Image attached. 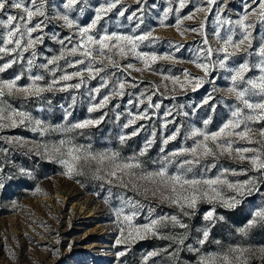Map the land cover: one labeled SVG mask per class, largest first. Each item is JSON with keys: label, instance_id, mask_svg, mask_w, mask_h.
Returning <instances> with one entry per match:
<instances>
[{"label": "rangeland", "instance_id": "374dc122", "mask_svg": "<svg viewBox=\"0 0 264 264\" xmlns=\"http://www.w3.org/2000/svg\"><path fill=\"white\" fill-rule=\"evenodd\" d=\"M224 2L226 7L223 8L221 17L231 21L239 19L243 8L242 0H224ZM49 3L52 6L48 11L49 18L44 20L46 26H43V31L32 34L33 37H43V42L38 43L34 48L37 53V64L46 63L47 58L59 55L62 50V45L58 43L59 39L71 36L73 42L78 40V37L74 35L75 29L64 27L63 21L56 18L58 13L63 11L62 5L59 9L56 7L60 5V0H49ZM103 3L105 0H85L84 11L72 12L69 16L75 19L77 24L85 25L94 17V7ZM169 7L172 8V12L169 13L164 23L171 26H161L160 21L164 19L163 14ZM196 7L207 9L206 0H186L185 7L182 9H179V0H171V2L170 0H146L144 4L138 3V0H119L116 8L100 21L96 31L103 27L109 33L139 35L151 32V38L154 41L152 46L148 47V41H145L138 51H155L158 55L174 53L175 59L157 60L152 65L155 71L145 69L143 63L133 56L120 60V69L110 67L102 75L115 73V76H111L112 81H115L117 77L124 79L126 81L125 94L122 97L111 96L106 107L94 112H89L88 108L92 103H98L102 96L110 94L112 85L110 83L108 88H103L100 95L92 100L89 90L98 87L101 81L99 77L86 79V86H82L78 92L71 91V95H75L77 100L70 109L72 116L67 121L63 119L64 113L60 105L67 107L71 103L69 92L45 93L39 99L28 100L24 99L23 93L6 96L5 99L13 107L18 109L22 107V110L30 112L34 117L51 125L62 127L68 123L101 116L103 120L94 127L67 133L53 132L43 137L23 126L0 131V136L50 143L60 139H71L74 144L85 148L90 146L92 152L115 151L125 159L134 155L138 156L146 141L152 139L154 142L147 154L139 159L146 170L154 171L161 166L159 162L166 153L180 147L192 146L194 141L186 137L193 128L205 129V120H210L206 131H217L230 118V106L237 104L235 96L227 92L231 84L225 77L229 73L219 69L214 70L209 77V79L215 78L214 83H205L196 91H192L190 86L181 87L185 79L183 76L185 70L192 76L203 75L200 69L189 62L194 56L193 50L201 47L202 40L206 38L213 49L220 47L214 35L217 30L216 13L219 10L216 5L212 7L211 12L207 10L195 12L194 19H185L179 29L174 26L178 16L184 17ZM121 10L124 11V16L117 15ZM11 11L16 12V10ZM129 16H132L131 20L128 19ZM138 16L143 19L139 28L136 27L139 23ZM0 19H6V17L0 15ZM41 19L43 18L39 16L34 17L32 23H37ZM201 22H204L203 35L184 31L185 28H199ZM256 23L257 29L253 33L256 37L254 46L260 36H264V27L258 20ZM2 31L0 29V32ZM220 31L223 34L224 29ZM53 36L56 38L54 39ZM238 38L239 36L235 37V39ZM172 44L182 46L181 51L175 52V49L171 47ZM68 47L70 48L71 45ZM31 51L24 53V61L14 64L0 74V79L10 80L23 72L18 83L20 85L30 84L31 82L27 79L29 73L25 71V67L27 59L31 57ZM11 58L5 56L3 60H0V64ZM78 58V56L69 57V59ZM246 58L250 64L255 63L256 58L246 57L244 52L238 53L229 63L231 66H236ZM65 63L64 60L60 61L62 67ZM129 63L134 66L133 69L124 67ZM137 68L141 71L134 70ZM75 70L74 68L67 69L68 72ZM31 74H44L46 81L52 78L43 69L33 68ZM60 74L61 72L58 71L57 75ZM164 75L179 77V81L175 84L171 79L165 81ZM259 75V71L253 69L246 74V78H255ZM87 76L88 74L85 73L86 78ZM76 82L78 80H73L71 83ZM133 83L138 86H131ZM153 91L156 94L152 95L151 103L159 104V109L149 107L147 95ZM141 93L145 95L141 96ZM209 93L213 99L208 104H203V100ZM47 99H51V105L45 102ZM129 101L132 103L129 104ZM213 105L215 106L214 111ZM41 108L44 110L40 111ZM145 111L150 119L137 120L129 127H124L131 119L129 113L135 115ZM252 126L254 128L264 127V122ZM177 128L180 129V135L165 146L164 138L171 135ZM136 129H139L137 135L131 136L125 143L120 142L121 135L131 134ZM254 146L244 141L234 145V147ZM3 149L8 151L5 153ZM26 151L27 148L14 147L5 140H0V166L4 168L7 175L14 177L5 181V189L0 192V264H145V262L146 264H197L200 253L190 251L188 245L200 247L196 244L199 233L195 229L207 223L203 220V215L211 209V204L200 203L195 217L191 219L182 217L186 223L193 226V230L188 231L187 239L182 245L155 236L134 241L128 239L124 243L117 244V239H125L120 235L122 225L117 221L114 211V208L120 206L118 194L123 193L142 201L145 205L156 207V216L176 215L179 210L166 204H160L154 198L145 199L133 191L119 187H111V194H109V186L106 184L102 186L101 181L92 177L94 163L84 167V175L69 178L64 174L66 170L60 163L42 158L35 153L26 155ZM249 167L247 161L234 160L227 155L222 157L218 164V168L237 170ZM20 169H28L31 176L21 175ZM174 172L175 166L173 165L169 173ZM216 173L217 169H213L208 175L214 176ZM251 175L257 176V183L261 187V192H264L260 174L249 172V176ZM247 178L243 175L229 177L232 181H243ZM225 191L228 195L234 194L227 189ZM262 205H264V195L259 192L245 197L242 203L234 209H226L217 205L216 213L224 219L212 228L210 241L203 246L201 252L223 251L229 246L241 245L251 249L249 264H264V257L260 252V249L264 248V225L257 224L246 236H242L238 231L247 225L255 209ZM90 214L93 216L90 217ZM134 223H148L146 208L138 218L134 219ZM161 231L165 236L181 235L185 232L184 229L173 228L171 225ZM216 241H219V244ZM119 252H125V255L118 256ZM153 252L158 254L150 256Z\"/></svg>", "mask_w": 264, "mask_h": 264}, {"label": "snow or ice", "instance_id": "6c2138e0", "mask_svg": "<svg viewBox=\"0 0 264 264\" xmlns=\"http://www.w3.org/2000/svg\"><path fill=\"white\" fill-rule=\"evenodd\" d=\"M145 2L146 0H138V3L141 4ZM185 2L186 0H179V9L185 7ZM206 2L207 9L196 7L186 16H178L174 26L179 29L185 19H194L195 12L206 10L211 12L214 5L218 6L219 10L216 13L217 30L214 35L220 47L213 49L208 40L203 39L201 47L193 50L194 56L189 61L200 69L203 75L192 76L191 73L185 70L183 73L185 79L181 84L182 88L190 86L192 91H196L205 83H214V77L209 79L214 70L219 69L229 73L225 77L231 84L227 88V92L235 96L237 104L230 106V118L217 131H206L205 129L210 120H205V129L193 128L186 137V139L194 141L192 146L180 147L166 153L159 162L161 166L154 171L146 170L143 162L139 159V157L147 154L148 149L154 142L152 139L146 141L138 156L134 155L126 159L115 151L92 152L90 146L85 148L82 145L74 144L71 139H60L50 143L48 141H27L20 137L0 136V140H5L6 143L14 147L27 148L26 155L35 153L42 158L60 163L66 170L64 174L69 178L84 175V167L94 163L95 168L92 171V177L101 181L102 186L108 185L109 194H111V187H119L133 191L136 195L143 196L145 199L154 198L160 204H166L179 210L176 215L156 216V207L145 205L142 201L123 193L118 194L120 206L114 208V211L117 221L122 225L120 235L125 239H117V244L124 243L128 239L134 241L155 236L182 245L187 239L188 231L193 230V226L186 223L182 217H188L189 219L195 217L198 205L208 203L212 207L203 215V220L207 223L203 227L195 229L199 233L196 244L200 247L188 245L190 251L200 253L197 264H249L251 249L241 245L229 246L226 250L217 252H201V249L206 243H209L212 228L217 222L224 219L223 216L217 215V205L226 209H234L247 196L258 192L264 195L257 183V176H249V172L259 173L260 182L264 184V127L254 128L252 126L264 122V36H260L254 46L256 37L253 34L254 30L257 29V20L264 27V0H258V2L257 0H248V2L242 0V14L235 21L221 17V12L226 7L224 0H206ZM84 3L85 0H60V5H56L58 9L62 5L63 9L56 18L63 21L64 27L75 29L74 35L78 37V40L73 42L71 36L59 39L58 43L62 45L59 55L47 58L46 63L37 64V53L34 48L35 45L43 42V37H33L32 34L43 31V26H46L44 20L49 18L48 11L52 5H50L49 0H0V15L6 17V19H0V29L3 30L0 32V60H3L5 56L12 57L0 64V74L14 64L24 61V53L32 50L31 57L27 59L25 67V71L29 73L27 79L31 82L30 84L20 85L18 83L24 74L23 72L15 75L10 80L0 79V131L23 126L43 137L53 132L67 133L94 127L102 122L103 116L68 123L61 127L48 124L34 117L30 112L22 110V107L20 109L13 107L5 97L23 93L24 99L28 100L31 98L39 99L45 93L69 92L71 103L67 107L63 104L60 105L64 113L63 119L67 121L72 116L70 109L76 104L77 100L75 95H71V91L78 92L82 86H86V79L99 77L101 81L98 87L89 90L92 100L100 95L103 88H108L110 83L112 85L110 94L102 96L98 103H92L88 108L89 112H94L106 107L111 96L122 97L125 94L126 81L124 79L117 77L115 81H112L111 76H115V73L102 75L110 67L120 69V60L133 56L143 63L145 69L155 71V69H152V65L157 60L175 59L174 53L158 55L155 51H138V48L145 41H148V47L152 46L154 41L151 38V32L139 35L109 33L103 27L96 31L100 21L112 9L116 8L119 0H105V3L94 7L95 15L87 24H77L75 19L70 18L69 13L83 12ZM77 5H80V7H77ZM11 10H16V12L14 13ZM170 12H172L171 7L164 12V19L160 21L161 26H171L164 23ZM124 14L123 10L117 13L119 16H124ZM37 16L43 19L33 24V18ZM128 19L131 20L132 16H129ZM137 19L139 23L136 27L139 28V24L143 23V19L140 16ZM203 29L204 22H201L199 28H185L184 31L203 35ZM220 29H224L223 34ZM237 36L239 38L235 39ZM53 38L56 37L53 36ZM68 45H71V47L69 48ZM171 47L175 49V52H180L182 46L172 44ZM240 52H244L246 57L256 58L255 63L250 64L246 58L242 63L231 66L229 62ZM77 56L78 59H69V57ZM61 60L66 62L63 67L60 65ZM124 67L126 69L134 68L131 63ZM33 68L43 69L52 78L46 81L44 74H31ZM68 68L76 70L68 72ZM253 69H257L260 75L255 78H246V74ZM134 70L141 71L138 68ZM58 71L61 72L60 75H57ZM85 73L88 74L87 78ZM163 79L165 81L171 79L173 84L179 81V77L168 75H164ZM73 80H78V82L71 83ZM242 85L243 87H241ZM131 86L137 87L138 85L133 83ZM93 93L95 95H92ZM155 94V91H153L147 95L149 107L159 109V104L151 103L152 95ZM140 95L144 96L145 93ZM212 99L213 97L209 93L203 100V104H208ZM45 102L49 105L52 104L51 99H47ZM131 103L132 101H129V104ZM212 108L214 111L215 106L213 105ZM39 110L43 111L44 109ZM168 114L170 115L171 112L169 111ZM129 115L131 119L124 125L125 128L134 124L137 120L150 119L147 111L135 115L129 113ZM138 132L139 129H136L131 134L121 135L119 137L120 142L125 143L131 136L137 135ZM152 135L155 137V133ZM179 135L180 129L177 128L171 135L164 138L163 144L166 146L170 141L176 140ZM240 141L255 146L234 147ZM2 151L6 153L8 150L3 149ZM161 151L163 152L164 149L162 148ZM225 155L241 162L247 161L250 167L239 170L218 168L220 159ZM173 165L175 166V172L170 174L169 169ZM213 169H217V173L214 176H209L208 173ZM20 174L31 176L28 169H20ZM241 175L248 178L243 181L229 179L230 176ZM13 178V176L7 175L4 168L0 166V192L5 189V181ZM225 189L234 194L228 195ZM145 208L148 223H134V219L138 218ZM126 209L129 211L126 212ZM257 224L264 225V205L257 207L247 225L238 231L242 236H246ZM169 225L173 228L184 229V234L163 235L161 230L169 227ZM216 243L219 244V241H216ZM260 252L264 257V248H261ZM157 254L153 252L150 253V256ZM117 255L123 256L125 252H119Z\"/></svg>", "mask_w": 264, "mask_h": 264}, {"label": "bare ground", "instance_id": "6f19581e", "mask_svg": "<svg viewBox=\"0 0 264 264\" xmlns=\"http://www.w3.org/2000/svg\"><path fill=\"white\" fill-rule=\"evenodd\" d=\"M89 216L92 217L93 215L90 214Z\"/></svg>", "mask_w": 264, "mask_h": 264}]
</instances>
